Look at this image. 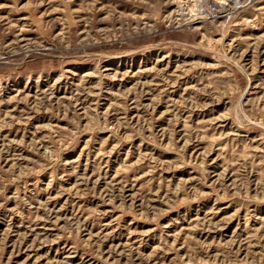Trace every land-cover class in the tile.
<instances>
[{
	"label": "rangeland",
	"instance_id": "obj_1",
	"mask_svg": "<svg viewBox=\"0 0 264 264\" xmlns=\"http://www.w3.org/2000/svg\"><path fill=\"white\" fill-rule=\"evenodd\" d=\"M0 264H264V0H0Z\"/></svg>",
	"mask_w": 264,
	"mask_h": 264
}]
</instances>
